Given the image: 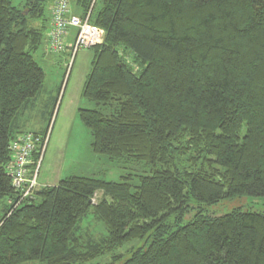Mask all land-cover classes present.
I'll use <instances>...</instances> for the list:
<instances>
[{"label":"trees","instance_id":"trees-1","mask_svg":"<svg viewBox=\"0 0 264 264\" xmlns=\"http://www.w3.org/2000/svg\"><path fill=\"white\" fill-rule=\"evenodd\" d=\"M75 2L105 33L81 92L103 109L78 110L92 151L150 175L134 190L130 176H69L17 205L9 145L44 86L34 55L50 0H0V264H88L133 240L144 244L122 264H264V214L190 215L264 199V0ZM90 211L108 236L83 246L75 232Z\"/></svg>","mask_w":264,"mask_h":264},{"label":"rangeland","instance_id":"rangeland-1","mask_svg":"<svg viewBox=\"0 0 264 264\" xmlns=\"http://www.w3.org/2000/svg\"><path fill=\"white\" fill-rule=\"evenodd\" d=\"M11 1L16 6L19 0ZM49 8L48 4L47 15ZM46 48H48L47 33L43 44L34 55L35 60L45 72L43 89L35 100L21 110L14 121V129L18 133L32 131L47 135L38 168L36 180L38 186H55L60 180L69 176L106 182L121 181L122 177L130 176L131 180L128 182L134 190V187L139 184V177L150 175V166L134 160H111L106 156L95 154L91 148L93 141L91 133L78 116L79 109H103L100 104L88 101L81 95L86 76L91 69L92 48L81 49L74 55L67 50L59 54H53L47 50L45 53ZM42 53L44 57H47L45 61L42 60L43 57H40ZM102 198V193L97 192L92 204H98ZM106 200L111 202L110 198ZM192 206L193 211L190 215L194 214L198 208H201L203 215L215 217L237 209L264 214V199L249 196L222 200L211 206L195 204ZM75 234L83 246L88 241L98 243L108 236L104 224L92 211L82 219ZM143 244L144 240L125 242L88 264H122ZM118 257L120 259H117Z\"/></svg>","mask_w":264,"mask_h":264},{"label":"built area","instance_id":"built-area-1","mask_svg":"<svg viewBox=\"0 0 264 264\" xmlns=\"http://www.w3.org/2000/svg\"><path fill=\"white\" fill-rule=\"evenodd\" d=\"M76 0H50V28L47 32L48 51L53 54L68 50L74 55L81 49H90L101 45L104 31L89 23V13L84 19L71 12L72 3ZM74 29L73 42L67 43L69 30ZM47 135L34 132H23L10 142V162L7 166V176L11 184L20 195L17 205L30 197L37 190L36 182L38 168ZM38 155L35 163L33 157ZM33 166V168H32ZM15 205V207L17 206Z\"/></svg>","mask_w":264,"mask_h":264},{"label":"crops","instance_id":"crops-1","mask_svg":"<svg viewBox=\"0 0 264 264\" xmlns=\"http://www.w3.org/2000/svg\"><path fill=\"white\" fill-rule=\"evenodd\" d=\"M71 12L73 13V14H75V15H79V10H78V8H77V5H76V2H73L72 3V6H71ZM47 17L49 18V28H50V8H49V10H48V15H47ZM69 37L67 38V43H71V42H73V36H74V34H75V30L74 29H70L69 30ZM47 50V52H48V49L46 48L45 50H44V52ZM67 52H69L68 50H67ZM46 53V52H45ZM65 54V53H64ZM41 58H42V60L43 61H45L44 59H46L47 57H44L43 56V53L41 54V56H40ZM84 85V84H83ZM83 88V87H82ZM42 187H44V186H42Z\"/></svg>","mask_w":264,"mask_h":264},{"label":"bare ground","instance_id":"bare-ground-1","mask_svg":"<svg viewBox=\"0 0 264 264\" xmlns=\"http://www.w3.org/2000/svg\"><path fill=\"white\" fill-rule=\"evenodd\" d=\"M37 156V155H36Z\"/></svg>","mask_w":264,"mask_h":264}]
</instances>
